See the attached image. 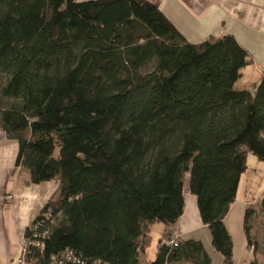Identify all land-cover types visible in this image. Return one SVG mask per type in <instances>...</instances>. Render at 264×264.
<instances>
[{"label": "trees", "instance_id": "obj_1", "mask_svg": "<svg viewBox=\"0 0 264 264\" xmlns=\"http://www.w3.org/2000/svg\"><path fill=\"white\" fill-rule=\"evenodd\" d=\"M248 62L231 36L189 43L145 0H0V130L29 184H56L18 257L212 264L200 241L178 237L145 259L151 226L183 215L189 174L211 245L233 264L224 220L247 155L264 162V75L235 88ZM253 215L264 234V195L244 214L249 264H259Z\"/></svg>", "mask_w": 264, "mask_h": 264}, {"label": "crops", "instance_id": "obj_2", "mask_svg": "<svg viewBox=\"0 0 264 264\" xmlns=\"http://www.w3.org/2000/svg\"><path fill=\"white\" fill-rule=\"evenodd\" d=\"M145 1L157 7L191 44L202 43L211 37H233L245 50L249 60L241 72V78L235 83V86L238 85L237 90L254 87L264 75V0ZM9 143L10 140L0 130V264L15 262L25 229L31 225L56 189L53 181L39 185L29 184L28 172L15 166L17 144L14 146L16 153L13 155L7 150V146L12 147ZM238 192L239 186L224 222L233 205L244 204L241 198L237 200ZM246 193L244 196H247ZM184 201L183 215L172 228V233L174 238L200 241L196 239L198 231L202 232L207 228L200 221L196 199L184 196ZM250 203L246 201V207ZM204 237L208 247H212L208 235L205 234ZM205 251L210 255L211 250ZM153 255L155 258L156 246ZM220 261L223 264L222 258Z\"/></svg>", "mask_w": 264, "mask_h": 264}, {"label": "rangeland", "instance_id": "obj_3", "mask_svg": "<svg viewBox=\"0 0 264 264\" xmlns=\"http://www.w3.org/2000/svg\"><path fill=\"white\" fill-rule=\"evenodd\" d=\"M77 1V0H76ZM83 2L82 0H79ZM78 1V2H79ZM90 1V0H84ZM238 88V85L235 86ZM250 88V87H249ZM12 147L7 146V150L9 153L12 152L14 155L16 153V142L10 141ZM3 148V147H2ZM247 171L242 174L240 184H239V192L237 195V200L241 198L244 204L233 205L231 208V212L229 217L224 222L226 229H228V233L231 237L233 243L234 250V259L233 264H249V262L253 259V253L248 249V241L246 238V234L244 231V214L246 210V201L254 203L257 199H260L264 195V162L258 161L256 157L251 154L247 155L246 161ZM189 174L184 175V184L183 191L185 198H189V196L194 197L190 194L189 187ZM246 188V189H245ZM247 193H246V192ZM245 193L247 196H244ZM195 198V197H194ZM245 205V206H244ZM249 227H250V235L252 239L258 242V252L255 256L259 264H264V234L257 230L256 226V217L253 215L249 219ZM208 235L209 244H210V233L208 229H204L202 232L198 231V236H196L197 240H200L205 248V250L209 251V254L212 258V264H222L221 258L218 253L214 252V249L209 246L208 242L204 237V235ZM150 235L152 237V244L150 248L146 251L145 259L151 260L154 258V249L158 241H165L166 239L174 238L172 233V228H168L163 224H154L151 226ZM211 247V248H210ZM254 246H252V250H254ZM8 264H15V262H8Z\"/></svg>", "mask_w": 264, "mask_h": 264}, {"label": "built area", "instance_id": "obj_4", "mask_svg": "<svg viewBox=\"0 0 264 264\" xmlns=\"http://www.w3.org/2000/svg\"><path fill=\"white\" fill-rule=\"evenodd\" d=\"M165 246L168 248V249H174V248H177L178 247V240L177 238H172V239H166L165 240ZM20 251L23 252L22 250V246H21V249ZM66 254V253H65ZM71 254L70 253H67L64 257L65 260H69ZM15 264H25V262L23 261V259L21 257H17L16 260H15ZM163 264H169L167 262L163 263Z\"/></svg>", "mask_w": 264, "mask_h": 264}]
</instances>
